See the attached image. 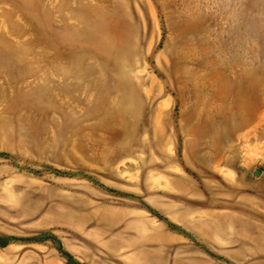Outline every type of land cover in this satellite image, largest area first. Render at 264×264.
<instances>
[{
    "label": "rangeland",
    "instance_id": "374dc122",
    "mask_svg": "<svg viewBox=\"0 0 264 264\" xmlns=\"http://www.w3.org/2000/svg\"><path fill=\"white\" fill-rule=\"evenodd\" d=\"M0 264H264V0H0Z\"/></svg>",
    "mask_w": 264,
    "mask_h": 264
},
{
    "label": "water",
    "instance_id": "95a60500",
    "mask_svg": "<svg viewBox=\"0 0 264 264\" xmlns=\"http://www.w3.org/2000/svg\"><path fill=\"white\" fill-rule=\"evenodd\" d=\"M257 173V172H256Z\"/></svg>",
    "mask_w": 264,
    "mask_h": 264
}]
</instances>
